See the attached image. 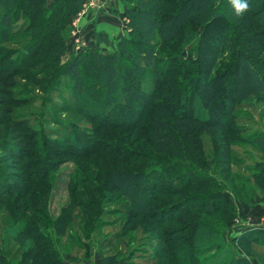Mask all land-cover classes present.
I'll return each instance as SVG.
<instances>
[{
  "label": "trees",
  "instance_id": "trees-1",
  "mask_svg": "<svg viewBox=\"0 0 264 264\" xmlns=\"http://www.w3.org/2000/svg\"><path fill=\"white\" fill-rule=\"evenodd\" d=\"M122 3L127 33L115 50L83 49L58 68L49 66L64 50L82 0H55L49 6L46 0H0V84L11 88L16 84L9 81L22 77L47 87L59 112L79 118L66 124L56 120L61 130L51 138L40 121L43 112L35 129L14 111L1 114L0 128L9 130L16 120L17 137L10 141L25 148L0 147L18 166L11 180L17 183L5 190L0 186L6 241L16 247L10 256L0 250V264H69L58 250L69 227L77 223L88 239L100 226L103 206L121 199V235L139 231L156 243L148 253L158 263L264 264V253L257 252L264 250V230L236 238L247 257L225 243L234 212L214 176L218 167L229 173L232 144H248L264 154L263 133L245 137L231 124L237 105L264 104V0H247L248 10L239 16L230 0ZM12 39L26 40L19 52L1 49ZM46 70L49 75L39 79ZM61 86L68 99L60 95L58 104L51 94ZM10 96L0 91L2 108L33 103L30 97ZM89 102L94 109L86 108ZM204 134L216 146L209 162ZM67 160L73 165L64 182L67 203L53 217L49 194L62 176L57 167ZM254 167L253 186L264 199V161ZM199 168H209V183ZM53 174V185L47 186ZM207 254L211 258L205 263ZM98 257L99 264H115L114 257Z\"/></svg>",
  "mask_w": 264,
  "mask_h": 264
},
{
  "label": "rangeland",
  "instance_id": "rangeland-1",
  "mask_svg": "<svg viewBox=\"0 0 264 264\" xmlns=\"http://www.w3.org/2000/svg\"><path fill=\"white\" fill-rule=\"evenodd\" d=\"M53 1L46 0L47 6H49ZM82 8L83 0L79 12H81ZM79 12H77V14ZM77 14L69 23L67 40L65 41L64 50L60 53L57 63L49 67L56 66L59 68L72 54L77 53L73 51L71 43L69 41V31L72 29V23L77 18ZM17 26L18 25H16V27ZM23 41L26 40L12 39L7 43L1 45V49L9 53H13L16 51L19 52L21 49L19 45ZM114 50L115 47L112 48L110 53H112V51ZM53 54L56 55L54 52ZM224 58L226 59L227 55H225ZM13 59L14 55H11L8 58V60ZM45 64H48V62H46ZM34 68L39 69L40 65H37ZM49 71L46 70L44 72L45 74L41 75L38 78L41 79L44 78L46 74L49 75ZM21 78L22 77H16L11 79V81L9 82H13L16 84L12 85L11 88H5L6 85L4 83H1L0 91L6 93L9 92L12 95L10 97H12L11 99L13 100L15 98L28 99L30 97L33 103L29 106H24L23 108H15L12 107L13 105L5 106L4 108L0 106V116L1 114L4 115L5 111H14L18 113L17 116L20 119H22V117L27 118V120H29L28 124L31 123L32 127L35 129L38 122L39 113L43 112L45 116H41L40 121H42V127L43 129H45V133L48 134L49 131L47 130H51V134H48L49 136H51V138H54L55 135L56 138L57 136L59 137V133L61 130V128L55 124L56 120V122H63L64 124H66L67 122H70L68 120L76 121L79 119L76 115L59 112L58 109L55 108L56 106L52 104V102H50V100L48 99L49 89L47 87L42 88L34 86L31 84V82H23ZM60 95L67 97L65 100L68 99V94L63 92L62 86L54 89V94H51V98L55 101H58L59 104L61 100H63L61 99L62 97ZM87 107H89L88 109L95 108L92 103L86 106V108ZM232 115L233 119L231 124L238 126L240 133L243 136L248 137L253 133L264 134V104L254 101L249 105H237L234 108ZM54 117L55 119H52ZM15 122L16 120H12L10 122L9 125H11L12 128H9V130L0 128V147L6 146V144H13L18 147L25 148L23 146V143L20 144L18 141H10V139L17 137V133L13 132ZM56 131H58V133ZM202 142L206 159L209 162V154L216 153L215 143L210 138L208 140L206 134L202 135ZM218 148L220 150V147ZM230 155L231 158L228 163L229 173H221L222 167H218L217 170L214 171L215 180H217V183L220 184L226 202L234 212L233 219L229 220V230L237 226L239 227V229H243L244 222L246 226L247 222L249 223V219L253 217H258V227H250V229L264 230V211H262L258 216H255L257 214H255L256 212L254 211L256 206H260V204L264 203V199L262 198L259 190L253 186V175L256 174L254 165L260 161H264V154L248 144H232L230 146ZM11 159L12 158L8 155V153L6 154V152H4L3 149L0 148V177L4 176L5 174L4 180L0 178V186L1 189L4 188V190L8 184L17 183V181H11L13 179L12 176H16V173L18 174V166H16L17 168H15L16 162L14 163V161ZM57 168V175L61 173L62 176L58 178V181L55 183V186L53 187L52 192H50L48 199V212L53 217L57 216L59 209L67 203V193L65 190L64 182L68 180V176L70 175V171L72 170L73 165L71 161L67 160L63 163H60ZM199 170L202 175H206V178L208 179L207 183H209V168L206 170L199 168ZM55 176L56 174H53L49 178L50 183L48 181L47 186L48 184L53 185ZM168 200L172 201L174 199L169 198ZM122 201L123 199L114 204L103 206L105 213L99 219L101 221L100 226L97 231H94L89 235L88 239L79 233V226L77 225V223L69 227L67 236L62 239V246H58V250L63 255L62 258L69 264H93L94 261H97L99 255H105L114 257L115 264H161L158 263V261L154 260L148 253L149 250H156L158 248V245L156 243L151 240L145 239L144 235H142L139 231L129 232L126 235H121L120 232L123 223L122 219L124 218L122 217L123 213H121V205L123 204ZM2 216L3 214L2 212H0V250H5L7 252V255L10 256L15 251L16 247L10 240L6 241V239L8 238L9 229L6 226V223L2 222ZM184 222L185 221H182L181 223ZM177 226H179V224L176 223L171 224L166 228ZM229 230H227L223 235L225 243L230 247H233V250L236 252L237 256L247 257L246 255L250 253L245 247H237L235 234L233 232L229 233ZM191 233H193V230ZM198 233L204 234L205 231L202 229H198ZM4 240L6 242H3ZM257 252L259 254H262L264 253V250L259 247L257 249ZM210 258L211 257H209V254H207L205 258H203V262L207 263ZM261 261H264V259H261ZM254 262L255 261H251L250 264H254Z\"/></svg>",
  "mask_w": 264,
  "mask_h": 264
},
{
  "label": "crops",
  "instance_id": "crops-1",
  "mask_svg": "<svg viewBox=\"0 0 264 264\" xmlns=\"http://www.w3.org/2000/svg\"><path fill=\"white\" fill-rule=\"evenodd\" d=\"M125 12L126 9L122 0H83V8L77 23L82 32V37L86 45L85 48L103 54L110 53L119 38L125 36L127 33L126 23L124 21ZM254 211L257 214L255 216L260 215L264 211V203L256 206ZM257 218H250L249 223L247 222L246 224L247 227L244 222L243 229H239L237 226L228 232H233L235 238H237L241 231L251 230L250 227H258ZM93 264H99V257Z\"/></svg>",
  "mask_w": 264,
  "mask_h": 264
},
{
  "label": "built area",
  "instance_id": "built-area-1",
  "mask_svg": "<svg viewBox=\"0 0 264 264\" xmlns=\"http://www.w3.org/2000/svg\"><path fill=\"white\" fill-rule=\"evenodd\" d=\"M80 14L81 12L77 14V18L72 23V29L69 31V41L74 52H79L80 50H83L86 46L82 37L80 26L77 23ZM124 21L125 23H127L126 19H124Z\"/></svg>",
  "mask_w": 264,
  "mask_h": 264
},
{
  "label": "clouds",
  "instance_id": "clouds-1",
  "mask_svg": "<svg viewBox=\"0 0 264 264\" xmlns=\"http://www.w3.org/2000/svg\"><path fill=\"white\" fill-rule=\"evenodd\" d=\"M230 3L234 8L235 14L238 16L248 10L247 0H230Z\"/></svg>",
  "mask_w": 264,
  "mask_h": 264
}]
</instances>
